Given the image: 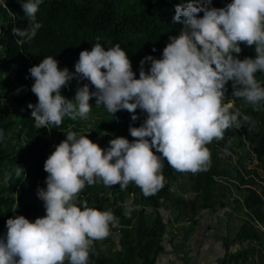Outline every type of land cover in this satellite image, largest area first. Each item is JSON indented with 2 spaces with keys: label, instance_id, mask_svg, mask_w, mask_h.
Instances as JSON below:
<instances>
[{
  "label": "clouds",
  "instance_id": "obj_1",
  "mask_svg": "<svg viewBox=\"0 0 264 264\" xmlns=\"http://www.w3.org/2000/svg\"><path fill=\"white\" fill-rule=\"evenodd\" d=\"M40 3L22 2L28 26L13 27L14 36L25 42L36 36L42 27L36 16ZM210 4L211 0H188L175 5L173 23L183 28L169 38L162 58L149 55L140 61L139 78L119 43L105 50L97 42L90 51L82 50L75 72L61 69L51 56L29 69L34 78L31 91L38 100L28 108L38 129L59 128L65 117L86 119L93 97L96 107L103 105L112 117L127 110L136 121L139 108L147 118L139 127L130 125L131 142L115 137L106 150L88 135L68 131L44 163L46 189L39 188L37 195L46 215L34 222L23 215L7 219L6 240L0 238V264H88L94 242L107 238L110 225L119 221L110 210L91 208L86 201L77 206L86 184L99 180L105 187L119 184L125 190L134 183L145 197L153 195L164 183V160L178 172L207 170L206 145L223 139L230 127L254 125L249 116L230 112V105L223 102L225 86L232 81V96L261 110L264 87L255 74L264 72V0H231L222 8ZM241 43L255 45L254 59L233 55L242 51ZM76 78L90 81L95 91L85 83L73 102L61 95V89ZM20 173L17 168L16 175ZM9 178L6 174L5 182ZM132 210L126 207L125 215Z\"/></svg>",
  "mask_w": 264,
  "mask_h": 264
},
{
  "label": "trees",
  "instance_id": "obj_2",
  "mask_svg": "<svg viewBox=\"0 0 264 264\" xmlns=\"http://www.w3.org/2000/svg\"><path fill=\"white\" fill-rule=\"evenodd\" d=\"M22 2L27 0H7L6 8H0L5 14L0 25V44L3 49L0 57V98L7 102L8 96L18 86H22L21 91L14 92V97L24 103L17 124L19 129L24 131L26 138L14 150L6 145L5 135L0 139V180L5 178L7 167L16 164L17 168H21L19 176L15 172L9 173L8 185L0 186V238L5 240L8 218L23 215L34 222L36 218L46 215L44 202L38 198L37 190L46 189L48 173L44 170V163L50 155L49 133L59 129L53 127L49 131L47 127H35V121L31 117L32 109L28 108V104L37 103L38 98L31 91L34 78L31 77L29 69L44 57L51 56L58 61L61 69L66 67L70 72H75V63L82 50L90 51L97 42L104 46L105 50L119 43L127 52L136 78H139L140 61L149 55L156 59L162 58L163 49L170 42L169 38L179 35L183 24L173 23L175 5L187 3L188 0H42L36 14L42 27L30 42H25L23 38L12 33L13 27L23 29L28 26ZM229 3L231 0H211L209 7L222 8ZM202 16L203 12H200L198 17ZM240 47L242 51L239 54L234 53V56L241 60L255 58V45L249 47L241 43ZM8 67L15 70L11 82L4 79V75L9 73L8 69L6 70ZM143 67L148 72L150 62H146ZM5 72L6 74H3ZM85 83L89 84L90 91H95L90 81L76 78L61 89V94L74 99L77 89ZM232 84V81L226 84V93L233 92ZM260 84L264 87V78ZM94 101L93 97L89 103ZM136 114L138 119L132 121L127 110H120L110 120L98 124L97 128L106 131L113 138L123 136L131 142L134 138L129 132L130 125L139 127L147 118V114L139 108L136 109ZM255 114L252 105L247 103L244 115L252 119ZM9 124L11 123L0 122V131L5 133ZM228 132L229 129L224 135ZM239 132L248 143L250 151L257 158L264 157V131L261 134L253 133L249 124L243 123ZM206 147L210 151V144ZM153 151L155 152V149ZM175 173L183 172L176 171L164 160L163 186L147 197L139 187L130 183L128 186L134 194V202L131 204L133 210L126 216L117 210L119 250L107 256L92 247L88 260L94 264H156L158 255L163 251L162 238L165 229L159 207L165 201H169L174 207L181 203L170 188V181ZM188 173L191 174V188L195 194L190 205L201 201V207L211 208L215 177L223 175L224 172L210 162L207 170ZM238 177L240 183H245L246 178L241 172H238ZM247 190L241 200L247 219L240 223L230 241L253 240L259 247L264 245V240L256 224H264V200L254 189ZM13 194L15 196H12ZM24 195L30 196L32 201L25 202ZM146 206L153 209L151 218L147 216ZM247 258L248 250L229 252V244L226 242L219 264H244Z\"/></svg>",
  "mask_w": 264,
  "mask_h": 264
},
{
  "label": "rangeland",
  "instance_id": "obj_3",
  "mask_svg": "<svg viewBox=\"0 0 264 264\" xmlns=\"http://www.w3.org/2000/svg\"><path fill=\"white\" fill-rule=\"evenodd\" d=\"M6 1H3V5H6ZM4 16V12L0 10V25L4 21ZM2 54L3 49L0 44V57ZM7 69L8 72L15 71L12 67ZM4 76V79L8 80L7 82H11L13 79L8 74ZM255 78L260 82L264 78V72L258 70ZM21 89L22 86H18L8 96L7 102L4 98H0V122L11 123L3 133L4 140L12 150L17 149L26 139L24 131H21L17 124L18 115L24 108V103L14 97V92H19ZM73 102H75L74 99ZM223 103L225 106L230 105V112L239 111L244 115L247 103L242 98H235L232 93L225 92ZM90 105L92 110L86 119L72 120L65 117L59 129L49 133L48 149L50 154L60 142L66 139L68 131L75 132L77 136L88 135V138L98 143L101 148L105 150L108 148L109 141L113 139V136L106 131L99 130L97 126L103 121L110 120L112 116L103 105L96 107V101ZM129 114L131 117V113ZM251 120L255 123L254 125L249 124L250 130L253 133L261 134L264 131V102H262L261 110L256 111ZM210 162L216 164L218 169L224 172L223 175L215 177L211 208L201 207V201L190 205V201L195 196L191 188L190 173L183 172L173 175L170 181L171 192L181 203L174 207L169 201H165L159 207L165 224L162 238L165 250L162 253L167 254L168 257H164L162 262H157V264H219L223 258L226 242L229 244V252L248 250V258L244 264H264V245L258 247L253 240L230 241L240 223L247 219L246 211L241 206V200L248 192L247 188L254 189L264 200V157L257 158L250 151L249 145L239 129L233 126L229 128V132L224 135L223 139H214L210 143ZM16 170L17 165L14 164L7 167L5 172L6 174L16 173ZM238 172H241L246 178L245 183L239 182ZM8 182L9 179L7 182L2 179L0 186L6 187ZM23 200L30 202L32 198L24 195ZM84 201L91 208L101 211L110 210L117 218V210L125 215L126 207H131L134 202V194L129 186L125 190H121L119 184L105 187L98 180L94 185L86 184L75 203L82 207ZM145 210L148 218H151L153 209L146 206ZM256 227L264 240V224L257 223ZM119 237L120 231L117 225H110L109 236L103 240L95 241L92 247L96 251L111 256L119 250ZM65 264L68 262L65 261ZM88 264L94 263L88 260Z\"/></svg>",
  "mask_w": 264,
  "mask_h": 264
},
{
  "label": "crops",
  "instance_id": "obj_4",
  "mask_svg": "<svg viewBox=\"0 0 264 264\" xmlns=\"http://www.w3.org/2000/svg\"><path fill=\"white\" fill-rule=\"evenodd\" d=\"M164 250H165V248H164V246H163V251H164ZM163 251H162V252H163ZM162 252L158 255L157 260H156V264H157V262H160V261L162 262V260H163L164 257H168V256H166L167 254L162 253Z\"/></svg>",
  "mask_w": 264,
  "mask_h": 264
},
{
  "label": "bare ground",
  "instance_id": "obj_5",
  "mask_svg": "<svg viewBox=\"0 0 264 264\" xmlns=\"http://www.w3.org/2000/svg\"><path fill=\"white\" fill-rule=\"evenodd\" d=\"M3 1H5V0H3ZM6 3H7V1H6ZM0 7H2L3 9H5L6 8V5H3V2H0Z\"/></svg>",
  "mask_w": 264,
  "mask_h": 264
},
{
  "label": "built area",
  "instance_id": "obj_6",
  "mask_svg": "<svg viewBox=\"0 0 264 264\" xmlns=\"http://www.w3.org/2000/svg\"><path fill=\"white\" fill-rule=\"evenodd\" d=\"M0 2H3V0H0ZM9 73H11V74H9ZM8 73V75L10 76V77H13V72H9ZM4 74V73H3Z\"/></svg>",
  "mask_w": 264,
  "mask_h": 264
}]
</instances>
